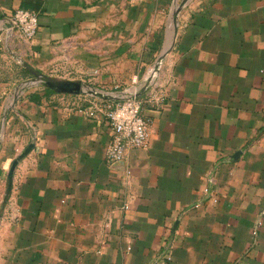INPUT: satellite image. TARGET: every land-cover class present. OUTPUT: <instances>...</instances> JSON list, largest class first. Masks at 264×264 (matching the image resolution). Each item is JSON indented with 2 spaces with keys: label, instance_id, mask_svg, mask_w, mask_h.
Listing matches in <instances>:
<instances>
[{
  "label": "crops",
  "instance_id": "0c3cea01",
  "mask_svg": "<svg viewBox=\"0 0 264 264\" xmlns=\"http://www.w3.org/2000/svg\"><path fill=\"white\" fill-rule=\"evenodd\" d=\"M184 1L0 0V264H264V0H189L156 71ZM21 60L142 99L156 72L147 145L109 163L94 98L12 85Z\"/></svg>",
  "mask_w": 264,
  "mask_h": 264
},
{
  "label": "built area",
  "instance_id": "2783aa9c",
  "mask_svg": "<svg viewBox=\"0 0 264 264\" xmlns=\"http://www.w3.org/2000/svg\"><path fill=\"white\" fill-rule=\"evenodd\" d=\"M39 30L38 15L27 10H18L10 19V33L28 41L37 36ZM156 72L146 80L145 99L137 94L129 95L123 100L105 102L93 99L87 115L101 118L110 127L112 141L106 151L107 161L111 164L123 162L130 149H141L148 142V121L144 116L145 102L158 104L162 98L154 90Z\"/></svg>",
  "mask_w": 264,
  "mask_h": 264
},
{
  "label": "water",
  "instance_id": "95a60500",
  "mask_svg": "<svg viewBox=\"0 0 264 264\" xmlns=\"http://www.w3.org/2000/svg\"><path fill=\"white\" fill-rule=\"evenodd\" d=\"M189 0H185L175 10L174 14V28L172 30L170 40L167 44V48L159 60L155 70L159 69V66L166 55L174 48L177 37H178V18L182 8L188 3ZM22 66L26 69L33 77L34 80L30 83L31 86L41 87L46 90H50L60 94L77 95V96H88L94 99H98L105 102L120 101L128 97L126 93H113L101 90L90 84H87L81 80H67L61 78H55L50 75L44 74L41 71L33 68L27 62L21 60ZM139 96V95H138ZM18 165V160H15L10 168L8 174V192L12 190L15 170Z\"/></svg>",
  "mask_w": 264,
  "mask_h": 264
},
{
  "label": "rangeland",
  "instance_id": "374dc122",
  "mask_svg": "<svg viewBox=\"0 0 264 264\" xmlns=\"http://www.w3.org/2000/svg\"><path fill=\"white\" fill-rule=\"evenodd\" d=\"M13 66L8 65L3 69V71H1L3 79H8V81L14 86L20 85V83L24 81L23 85L28 88V91L42 89L41 87L30 85V83L34 80V77L26 69H24L23 73H21Z\"/></svg>",
  "mask_w": 264,
  "mask_h": 264
},
{
  "label": "trees",
  "instance_id": "16d2710c",
  "mask_svg": "<svg viewBox=\"0 0 264 264\" xmlns=\"http://www.w3.org/2000/svg\"><path fill=\"white\" fill-rule=\"evenodd\" d=\"M50 91V90H49ZM51 92V91H50Z\"/></svg>",
  "mask_w": 264,
  "mask_h": 264
}]
</instances>
